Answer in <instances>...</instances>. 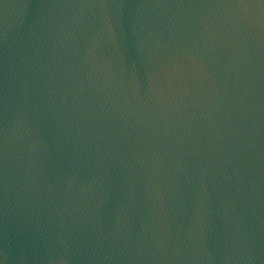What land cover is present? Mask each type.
Returning <instances> with one entry per match:
<instances>
[{
	"label": "water",
	"instance_id": "95a60500",
	"mask_svg": "<svg viewBox=\"0 0 264 264\" xmlns=\"http://www.w3.org/2000/svg\"><path fill=\"white\" fill-rule=\"evenodd\" d=\"M0 264H264V0H0Z\"/></svg>",
	"mask_w": 264,
	"mask_h": 264
}]
</instances>
